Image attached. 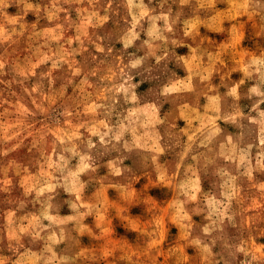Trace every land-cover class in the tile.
<instances>
[{"label": "rangeland", "instance_id": "rangeland-1", "mask_svg": "<svg viewBox=\"0 0 264 264\" xmlns=\"http://www.w3.org/2000/svg\"><path fill=\"white\" fill-rule=\"evenodd\" d=\"M0 264H264V0H0Z\"/></svg>", "mask_w": 264, "mask_h": 264}]
</instances>
